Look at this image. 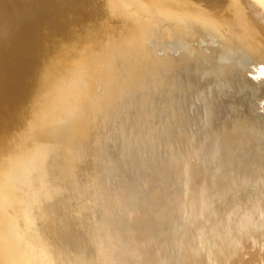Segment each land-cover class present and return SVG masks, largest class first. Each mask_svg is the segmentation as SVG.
I'll return each mask as SVG.
<instances>
[{"label": "bare ground", "instance_id": "obj_1", "mask_svg": "<svg viewBox=\"0 0 264 264\" xmlns=\"http://www.w3.org/2000/svg\"><path fill=\"white\" fill-rule=\"evenodd\" d=\"M0 264H264V0H0Z\"/></svg>", "mask_w": 264, "mask_h": 264}, {"label": "water", "instance_id": "obj_2", "mask_svg": "<svg viewBox=\"0 0 264 264\" xmlns=\"http://www.w3.org/2000/svg\"><path fill=\"white\" fill-rule=\"evenodd\" d=\"M128 174V173H127ZM131 175V174H130ZM130 175L128 176L130 178ZM128 179V178H127ZM120 183V182H119ZM121 184V183H120Z\"/></svg>", "mask_w": 264, "mask_h": 264}]
</instances>
